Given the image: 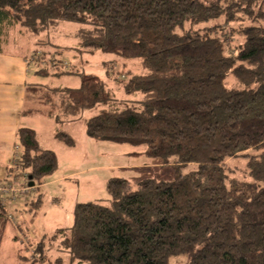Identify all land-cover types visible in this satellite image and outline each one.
I'll return each instance as SVG.
<instances>
[{"label":"trees","instance_id":"trees-1","mask_svg":"<svg viewBox=\"0 0 264 264\" xmlns=\"http://www.w3.org/2000/svg\"><path fill=\"white\" fill-rule=\"evenodd\" d=\"M61 23L74 25L80 54L137 59L143 72L112 80L125 95L118 99L99 77L68 71L80 86L32 85L39 100L53 103L58 118L99 107L86 121L89 137L144 147L175 174L135 187L110 178L106 199L76 204L72 225L47 240L53 264H264V0H0L5 39ZM231 24L235 47L222 31ZM17 137L18 166L40 184L56 157L33 130ZM236 158L243 168L230 166ZM44 239L31 264L53 249Z\"/></svg>","mask_w":264,"mask_h":264},{"label":"rangeland","instance_id":"rangeland-1","mask_svg":"<svg viewBox=\"0 0 264 264\" xmlns=\"http://www.w3.org/2000/svg\"><path fill=\"white\" fill-rule=\"evenodd\" d=\"M62 27L72 28L74 27V25H72L71 23H63V25L60 26V29ZM229 27L233 28L237 27V25L231 24L230 26H225V29L222 30L223 32L225 31V34H227L231 38L232 35H230L228 31ZM4 37L5 36L0 37V50L7 54H28L31 60L30 64L32 68H35L37 71L45 70L46 72H48V75H50L51 80L45 81L46 77L43 78L44 75L40 74L38 75L39 79L37 78L38 81L44 83L46 82L45 85H47L48 87H51L52 85L59 87L79 86L80 76L77 73L97 75L101 78V80L106 82L113 96L119 99L124 98L125 95L121 92L119 84L115 83L114 81L110 82L109 80H114L115 78H118L120 80L124 77L121 74H141L143 72L140 66V60L137 59H121L119 57H116L115 55L103 53H94L91 55L82 54L81 56H78L76 53L72 52V50H65V52H62L64 55L61 54L60 52L62 50L58 49L57 47H70L73 43V40L70 38V36L66 32H62L61 30H54L48 34V37L46 38L47 41H51L52 39L54 41L53 43L49 42V45L35 44L36 39H39V36L29 34L24 30L20 35L15 33V31L11 33V35H9V37H7L6 39V41L8 42L5 43H3ZM239 41L240 38L238 36H234L232 37V40L227 41V43L232 47H235ZM54 45L57 47H55ZM57 49L60 51H58ZM66 56L68 58H66ZM64 60H67V66L70 68H74V72L77 73H64L62 74L61 79L55 78V73L66 69L65 66L62 65V62ZM53 62H55L56 65L52 64ZM77 63L79 64L77 65ZM118 72L120 73V75H118ZM98 109L99 107L92 110H86L81 113L79 119L69 123H59L57 125V128H60L59 131L61 133H64L66 131L70 132V134L72 135L71 137L73 138H76L77 135L82 136L83 134H85L86 120L95 115ZM55 110L56 109H54V111ZM38 121L40 120H33L32 122L34 123L31 126L35 128V130L37 131V135L40 137L41 141L44 142V147L56 148L53 142H50L47 138V135L49 133L48 127L45 124H40ZM73 138L72 140H74ZM55 139L56 141H58V144H61V142L64 143L58 137H56ZM95 141L96 143L92 146V140L87 141L86 138L85 141L76 144L69 151H63V153H60V149H55L58 152V167L51 174L44 176L41 182L46 181L50 178L61 177L64 176L65 173L77 170H84V173H86L88 171V168L92 165L91 162H93L94 160L95 164H98L100 166H103L104 164L131 165V163L133 162L140 161V159H131L127 155L122 156V153H130L135 151L136 147L125 144H114L103 140L95 139ZM16 145L19 146V144H16L15 140L11 143V145L8 144L6 146L4 155H2L3 148L0 144V165L1 161L10 159V154H13L14 151H12V148H14L13 146ZM7 152L9 153V157H7ZM11 157L13 158V156ZM151 160H157L161 164V167L156 171H152L144 176H142L143 173L140 171H115L112 176L125 178L133 187H135L138 182L143 180V178L145 177L156 178L157 181H166L174 177L175 173L172 162L164 163L160 159L152 158ZM244 163V159L236 158L230 162V166L241 169L243 168ZM10 167H12V162L10 163ZM191 167L193 166L184 168V172L189 171ZM29 171L20 168V166H18L17 168L15 167L13 168V170H10L11 173H9V175L7 176L8 178L4 180L5 182H0V186L2 187L7 186L13 190H15L16 188L20 189V192L13 194L12 201H8L7 203L0 205V215L2 214V212H4L5 209V213L7 214V217L10 221L5 227L2 241L0 243V264H31V259H35L38 257L36 250L38 246H36V243L38 242V240H34V238H37L36 235L41 234L45 237L44 241L46 242L44 246L46 250L50 247H53L50 246L51 244L47 243V240H49L50 236L56 230L68 227L71 224L72 214L70 207L77 202L81 203L82 201L89 200L86 198H81L80 194H77L73 191L74 188H71L69 185V183H71L70 180L63 182H61L60 180L58 184H54L49 188L41 189L39 191V193H46L44 196L45 198L42 199V204L38 209L35 210V212L37 213L36 215H34V217L31 215L29 216L30 220L23 222V218L27 220V216L24 214L23 209H27V202L29 203L30 201H35L38 195V193L34 192L33 190L34 186L28 187L27 183L29 180L27 178V175L29 174ZM99 175L100 177L96 179L93 186L90 185L88 187L89 189H84L82 186H80V193L89 194L90 196L94 195V199H97L98 194H101L100 200L106 199L107 194L105 192L104 186L105 181L102 180L103 173H100ZM80 180L81 177L76 178L74 181L75 183H77L78 181L80 182ZM53 198H56L59 201L52 200ZM88 198L92 199V197ZM21 222H23V224H21ZM53 250L54 247L48 252L49 254H46L47 256L44 252L43 254L45 256L42 263L37 262L36 264H50V258L51 264H53ZM174 260L176 259L173 258L171 260V264Z\"/></svg>","mask_w":264,"mask_h":264},{"label":"crops","instance_id":"crops-1","mask_svg":"<svg viewBox=\"0 0 264 264\" xmlns=\"http://www.w3.org/2000/svg\"><path fill=\"white\" fill-rule=\"evenodd\" d=\"M63 25V23L59 24L55 30H61L62 32H66L70 38L73 40V43L70 47H62L58 49L62 50L60 53L63 54L62 52H65V50H72V52L76 53L78 56H81L79 52H77V41L75 40L74 37V31L75 27L72 28H65L62 27L60 29V26ZM69 30V31H68ZM13 33V32H12ZM15 33L18 35L22 34L21 29H16ZM30 34V33H29ZM3 37V35H2ZM48 33H44L40 35L36 39L35 44L39 45H49V42H54L53 39L51 41H47ZM7 39V38H6ZM4 38L3 43L8 42ZM57 49V50H58ZM58 50V51H60ZM64 55V54H63ZM89 55V54H88ZM66 58H68L66 56ZM29 55L28 54H7L3 51L0 50V144L3 148L2 155H4L6 146L8 144L11 145V143L15 140L16 144H18V137L17 133L20 129L26 128V129H31L34 131L35 134V139L40 146V148L44 150H49L52 151L56 157V169H57V160H58V152L55 149H60L61 152L66 150H71L76 144L81 143L82 141H85L87 138V141L92 140V146L96 143L95 139L89 137L86 133V125H85V134L77 135L76 138L71 137L72 135L70 132L66 131L64 134L68 135L71 139L73 138L74 140V145L72 147H68L65 143L58 144V141H56V135L58 133H61L57 128V125L59 123H69L72 121H75L80 118L81 114L77 118H65V117H57V114H52L50 111H52L53 108L51 105L53 103H46L43 100H39V90L35 91L32 90L33 88L31 87L32 85L38 86L39 89L45 90H52V89H63V88H78L80 86H73V87H66V86H51L48 87L45 85L44 82L38 81V75H44L45 81L46 80H51L50 75H48V72H40L37 71L35 68H32L30 62H29ZM79 63H77L78 65ZM68 70H62L60 72L55 73V78H62V74H68V71H74V68H67ZM61 73V74H60ZM69 74H74V73H69ZM52 75V74H51ZM97 76V75H95ZM99 77V76H97ZM66 78V77H65ZM100 78V77H99ZM39 79V78H38ZM101 79V78H100ZM112 82V80H109ZM81 83V81H79ZM76 84V83H75ZM77 85V84H76ZM109 88V87H108ZM110 89V88H109ZM121 90V89H120ZM122 92V91H121ZM123 93V92H122ZM99 109L97 110L98 113ZM96 113V114H97ZM95 114V115H96ZM94 116V115H93ZM36 117V118H35ZM41 118V119H38ZM91 118V117H90ZM89 119V118H88ZM87 119V120H88ZM33 120H40L38 121L40 124H45L48 127V135L47 138L50 142H53L54 147L50 148H45L43 144L44 142L41 141L40 137L37 135V131L35 130L34 127L31 125L35 122H32ZM86 120V121H87ZM72 130V129H71ZM89 138V139H88ZM98 144V143H97ZM14 147V146H13ZM138 149V150H137ZM14 148H12V151ZM145 148L144 147H136V150L130 153H122V156H128L131 159L138 160V162H133L131 165H123V164H104L103 166H100L98 164H95V160L92 163V165L88 168V171L84 173V170H77L73 172H68L65 173L64 176L61 177H55V178H50L46 181L40 182V184H35L34 185V192L38 193L37 198L35 201H30L29 203L27 202V209H23L24 214L27 216V220L23 218V222L30 220L29 216L36 215L37 212H35L36 209L40 207L42 204V199L45 198L46 193H39L41 189L49 188L54 184H58L59 181H71L69 183L71 188H74V192L77 194H80L81 198H86L89 199L87 201H80L81 203H86V202H91V201H101L100 196L98 194V198L94 199V195H89V194H82L80 193V186H82L84 189H89L88 187L91 185H94V182L96 179L100 177V173H103V181L104 186L106 182L110 178H114L116 176H112L115 171H126V172H131V171H140L142 172V176L149 174L152 171H156L158 168L161 167V164L157 160H151V158L145 156ZM7 157H9V153L7 152ZM14 154V151H13ZM13 154H10V159H5L4 161H1L0 165V182L4 183L5 179L8 178L7 176L9 175L11 167L10 163L12 162V157ZM3 160V159H2ZM55 169V170H56ZM98 174V175H97ZM82 175V176H81ZM151 175V174H150ZM81 177L80 182L78 181L75 183V179ZM117 178H123V177H117ZM148 177H145L143 179H147ZM73 179V181H72ZM125 179V178H123ZM150 179H155L156 178H150ZM126 180V179H125ZM78 186V187H76ZM33 192V191H32ZM89 192V191H88ZM106 192V191H105ZM92 197V199L88 198ZM52 200L59 201L56 198H53ZM104 200V199H103ZM12 201V200H10ZM25 202V201H24ZM77 202L76 204H78ZM76 204H73V206L70 207L71 209V214H72V222H73V210ZM23 206V205H22ZM40 211V210H39ZM21 222V224H23ZM71 224L68 226L70 227ZM25 227V226H24ZM26 228V227H25ZM60 228V229H65ZM58 229V230H60ZM57 231V230H56ZM33 233V232H31ZM36 235V234H35ZM37 238H34V240H38L41 237H43L41 234L36 235Z\"/></svg>","mask_w":264,"mask_h":264},{"label":"built area","instance_id":"built-area-1","mask_svg":"<svg viewBox=\"0 0 264 264\" xmlns=\"http://www.w3.org/2000/svg\"><path fill=\"white\" fill-rule=\"evenodd\" d=\"M31 60L29 59V62ZM52 64H56L55 62H53ZM62 65L65 66V68H67V65H66V62L63 61L62 62ZM21 148L20 146L16 145L14 146V154H13V158H12V167L11 169L13 170V168H17L18 167V163H19V160L21 158ZM5 185V184H4ZM28 189V188H27ZM17 192H20V189H11L10 187H7V186H0V205L2 204H5L7 203L8 201L12 200L13 199V194L17 193ZM6 198H9V199H6Z\"/></svg>","mask_w":264,"mask_h":264},{"label":"water","instance_id":"water-1","mask_svg":"<svg viewBox=\"0 0 264 264\" xmlns=\"http://www.w3.org/2000/svg\"><path fill=\"white\" fill-rule=\"evenodd\" d=\"M28 180L30 181L28 183V187H33L34 186V182L31 181V177H28Z\"/></svg>","mask_w":264,"mask_h":264}]
</instances>
